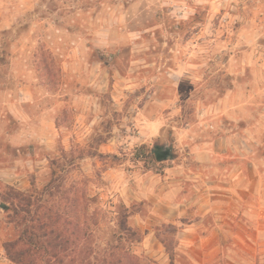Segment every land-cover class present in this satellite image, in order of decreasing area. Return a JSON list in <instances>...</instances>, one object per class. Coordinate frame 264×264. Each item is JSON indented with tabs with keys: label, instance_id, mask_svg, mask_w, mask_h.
<instances>
[{
	"label": "rangeland",
	"instance_id": "374dc122",
	"mask_svg": "<svg viewBox=\"0 0 264 264\" xmlns=\"http://www.w3.org/2000/svg\"><path fill=\"white\" fill-rule=\"evenodd\" d=\"M53 176L71 220L93 198L100 246L128 213L142 264L176 263L192 222L195 257L264 264V0H0V264L3 193Z\"/></svg>",
	"mask_w": 264,
	"mask_h": 264
},
{
	"label": "trees",
	"instance_id": "16d2710c",
	"mask_svg": "<svg viewBox=\"0 0 264 264\" xmlns=\"http://www.w3.org/2000/svg\"><path fill=\"white\" fill-rule=\"evenodd\" d=\"M55 179L53 176L40 191L33 188L23 193L10 188L3 193L4 202L9 203L6 208L12 211L9 220L19 232L15 239L3 243L5 256L11 263L142 264L141 256L132 250V245L141 242L143 236L127 225L125 217L128 213L117 223L120 232L100 246L93 234L99 208H88L92 206L93 198L82 196L84 203L79 220L73 221L69 215L61 213L54 202H49ZM169 264H175L172 252Z\"/></svg>",
	"mask_w": 264,
	"mask_h": 264
},
{
	"label": "crops",
	"instance_id": "0c3cea01",
	"mask_svg": "<svg viewBox=\"0 0 264 264\" xmlns=\"http://www.w3.org/2000/svg\"><path fill=\"white\" fill-rule=\"evenodd\" d=\"M239 91L240 90H238L237 88H235L233 90H228L227 93L224 94V96L219 99L218 107L222 105L223 106L222 110H223L224 113L229 112V113H233L234 115H236L237 114L236 109L234 111L230 112V110H231L230 106L234 105L238 110H240L242 108V106H237V103L240 102V98H241V101H246L247 98L251 96V91L250 90H244L245 92L248 91L247 94H245L244 92H242L243 93L242 94ZM251 98L247 101V104L248 103L250 104ZM243 108H244V110H247V109H249V106H243ZM234 119H236L235 116H234ZM194 204L197 205V203H194ZM207 205L209 206L208 210L217 209V207H214L212 205V203H208ZM204 206L205 205L203 203V204L199 205V208L200 209H206L207 207H204ZM197 224L198 223H196V222H192L191 224H189V226L185 227L183 229V231L181 232L182 234H184L182 236H184L185 238L179 237V244H180L179 245V250H180V253H179L178 257H180V259L176 258V263L174 261L175 264H178V263H180L183 260L187 264H211L212 263L211 260H213L215 258V257H212V258L211 257H208V258H206V257H203V258L195 257L194 255H192L194 253H190L189 250L186 249L189 246V239H188V238H190L189 235L194 236V238H195V235H197L196 234L197 231H195L196 230L195 227H197ZM191 231L193 233H190ZM215 234H216L215 236L214 235H206L203 238H200L198 236V237H196V239H200V241H202V243L203 242H207L209 240H212L213 238H214L213 239V241H214V240L218 239V236H219V235H217L218 233H215ZM213 247H215V246H213ZM215 252H218V251H216V249H215ZM214 254L216 255L217 253H214Z\"/></svg>",
	"mask_w": 264,
	"mask_h": 264
},
{
	"label": "water",
	"instance_id": "95a60500",
	"mask_svg": "<svg viewBox=\"0 0 264 264\" xmlns=\"http://www.w3.org/2000/svg\"><path fill=\"white\" fill-rule=\"evenodd\" d=\"M153 152L155 153V156H156L158 159H166V158H170L169 150L166 149L165 147H161V146L154 147V148H153Z\"/></svg>",
	"mask_w": 264,
	"mask_h": 264
}]
</instances>
